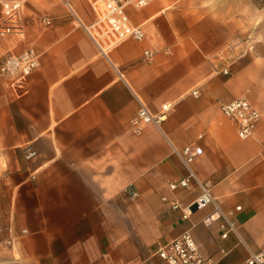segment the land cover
I'll use <instances>...</instances> for the list:
<instances>
[{
	"label": "crops",
	"instance_id": "1",
	"mask_svg": "<svg viewBox=\"0 0 264 264\" xmlns=\"http://www.w3.org/2000/svg\"><path fill=\"white\" fill-rule=\"evenodd\" d=\"M69 3L80 24L59 0L26 1L15 52L34 50L39 66L0 78V264H166L155 245L184 232L217 264L264 252V0L127 8L144 38L105 54L82 27L96 20L87 0ZM235 39L252 48H229ZM237 98L260 113L248 140L220 110ZM140 105L153 116L167 106L160 129L133 130ZM186 146L202 149L191 169L236 234L202 224L210 206L186 220L170 207L199 194L169 190L187 174L173 151Z\"/></svg>",
	"mask_w": 264,
	"mask_h": 264
},
{
	"label": "built area",
	"instance_id": "2",
	"mask_svg": "<svg viewBox=\"0 0 264 264\" xmlns=\"http://www.w3.org/2000/svg\"><path fill=\"white\" fill-rule=\"evenodd\" d=\"M27 0H8L1 4L0 13V78L7 81H13L19 77L29 76L39 66L38 55L32 49H24L16 53V49L25 40V28L22 21V10ZM75 17L69 0H59ZM160 0H87L95 14V22L89 26H82L91 39L93 44L102 53L115 48L125 40L133 39L141 41L144 38V32L141 27L133 26L126 13L127 8L141 10L148 5ZM49 25V21L45 20ZM244 46V50L251 49L247 40L235 39L229 44L233 46ZM144 59L149 61L153 53L144 52ZM227 74V70L222 71ZM197 96L198 92H193ZM167 106L162 108V114L153 116L142 105L134 118L130 120V126L135 132H139L147 125H153L160 129L161 123L165 120ZM221 113L229 119L237 128V135L240 140L252 138L256 126L260 120V113L253 108L245 98H237L229 103L222 104ZM185 167L186 176L169 184V190H186L192 183H195L199 189L198 196L187 206L181 207L177 201H169L173 210L181 212L182 219H188L192 212L212 207L213 213L206 217L202 224L209 226L214 222H219L221 238L225 239L229 233L236 234L237 230L233 225L231 218L232 212L223 211L212 195L211 188L207 183L200 182L191 169L192 163L202 154L200 147L186 146L181 151L173 150ZM26 159H32L36 152L32 148H25ZM126 193L131 199L137 197V193L127 189ZM166 201V198H163ZM236 207L235 211H239ZM24 232V231H23ZM152 256L157 257L166 264H217L212 258H205L201 255L195 241L188 232H184L179 237L165 242L157 243ZM242 264H264V252L251 253Z\"/></svg>",
	"mask_w": 264,
	"mask_h": 264
}]
</instances>
